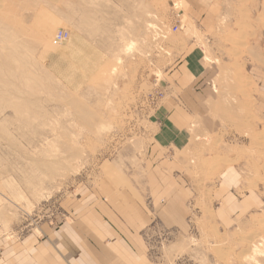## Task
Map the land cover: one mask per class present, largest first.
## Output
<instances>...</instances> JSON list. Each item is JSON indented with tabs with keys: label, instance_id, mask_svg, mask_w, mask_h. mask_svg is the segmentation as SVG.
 <instances>
[{
	"label": "rangeland",
	"instance_id": "obj_1",
	"mask_svg": "<svg viewBox=\"0 0 264 264\" xmlns=\"http://www.w3.org/2000/svg\"><path fill=\"white\" fill-rule=\"evenodd\" d=\"M17 1L25 33L40 38L48 28L32 59L50 89L35 82L31 93L16 88L31 102L27 118L0 108L20 146L11 147L12 137L0 129V196L8 222L0 220V247L55 226L80 203L122 214L147 196V167L170 164L186 169L192 201L186 228L197 233L179 255L191 264H264V252L255 254L252 245L264 249V207L223 230L211 221L227 171H237L239 188L264 192V0ZM59 29L69 32L63 43L54 42ZM189 45L209 58L195 88L206 90L204 106L190 110L192 136L183 150L161 148L155 134L167 90L162 80ZM70 155L71 165L53 178L32 164ZM161 247L154 258L172 261Z\"/></svg>",
	"mask_w": 264,
	"mask_h": 264
},
{
	"label": "crops",
	"instance_id": "obj_2",
	"mask_svg": "<svg viewBox=\"0 0 264 264\" xmlns=\"http://www.w3.org/2000/svg\"><path fill=\"white\" fill-rule=\"evenodd\" d=\"M204 57L202 48L189 45L164 75L167 90L162 91L155 134L161 148L183 150L191 140L190 110L204 106L206 90H195L207 73ZM146 173L147 196L131 203L128 211L111 213L101 204L80 203L55 226L1 246L0 264H191L179 255L185 239L197 236L195 226L192 233L186 228L187 205L192 203L186 169L152 165ZM239 179L236 170H229L218 184L216 218L211 221H218L221 230L264 207V192L239 188ZM157 244L162 252L166 245L174 259L157 261Z\"/></svg>",
	"mask_w": 264,
	"mask_h": 264
},
{
	"label": "bare ground",
	"instance_id": "obj_3",
	"mask_svg": "<svg viewBox=\"0 0 264 264\" xmlns=\"http://www.w3.org/2000/svg\"><path fill=\"white\" fill-rule=\"evenodd\" d=\"M16 2L17 4L19 3V1L17 0H0V108L4 107L5 109V107H9L13 109L14 112L18 114L21 118L22 117L27 118L28 117L27 113L30 112L29 109L31 108L30 105L31 102L29 100L27 101L26 99L20 98V96L16 94L17 92H15V90L17 88V90L19 89L24 93L22 87L27 86L28 87L27 90L30 89L29 92L31 93V91H33L32 87L33 85H35L34 82L38 84L37 86L39 88L41 87L43 89H50L49 79L46 76H44L45 73L42 72L41 67L37 66V62H35L34 59H32L34 57L32 55H34L33 53H35V46H34L35 43L39 42L40 38H47V35L49 33H46L48 28L46 30L44 28L45 30V31L43 30L44 34L43 32H40L39 34L40 38L34 35V33L32 32L25 33L22 26H20L21 22L18 18V14L15 13L16 7L14 6ZM147 27L154 28L155 25L153 23H148ZM130 45H132V43ZM205 59L209 60V58L207 57H205ZM50 74L53 76L52 73ZM67 101L68 103L71 104L75 103L72 100H67ZM4 121L0 120V129H2L5 132L6 136L4 135L5 136L4 138H11L12 135L11 133H9L8 129L5 128ZM2 135L3 134L1 133L0 137H2ZM16 140L17 139L12 137V139L10 140V144L11 147H17L18 149L20 146L18 144V141ZM71 158L72 157L70 155L68 158L62 160L32 159V164L35 165L40 170V173L42 172L47 177L53 178V171H55L56 169H58L63 165H68V166L71 165L70 164ZM18 194L21 195L19 191ZM2 202L3 200L0 196V220L8 223L6 221L7 218L2 219L3 216V212H2L3 209L1 207ZM1 230L2 228L0 227V231ZM259 238L261 237L259 236ZM260 240L263 241L264 240L263 237ZM252 245L254 246L253 251L255 254H260L264 252V249L262 248L263 243L254 242V244ZM249 258L254 259V261L257 262V260L252 254L249 255Z\"/></svg>",
	"mask_w": 264,
	"mask_h": 264
},
{
	"label": "built area",
	"instance_id": "obj_4",
	"mask_svg": "<svg viewBox=\"0 0 264 264\" xmlns=\"http://www.w3.org/2000/svg\"><path fill=\"white\" fill-rule=\"evenodd\" d=\"M175 30H177V27H175ZM69 37V32L68 30H64V29H59V31L57 32L56 36H55V40L54 42H58V43H63L65 41L68 40Z\"/></svg>",
	"mask_w": 264,
	"mask_h": 264
}]
</instances>
